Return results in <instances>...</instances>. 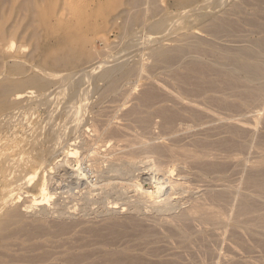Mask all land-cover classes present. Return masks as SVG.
Listing matches in <instances>:
<instances>
[{
    "label": "rangeland",
    "instance_id": "obj_1",
    "mask_svg": "<svg viewBox=\"0 0 264 264\" xmlns=\"http://www.w3.org/2000/svg\"><path fill=\"white\" fill-rule=\"evenodd\" d=\"M199 4L0 0V87L10 88L0 95V264H264V78L233 64L242 54L264 72V0ZM160 15L170 32L157 35ZM54 57L77 58V69L48 89L15 85L59 68ZM118 64L138 71L111 90L100 74ZM1 183L16 185L14 200ZM31 199L43 205L22 210ZM194 202L216 213L194 219ZM9 209L18 211L7 219Z\"/></svg>",
    "mask_w": 264,
    "mask_h": 264
},
{
    "label": "bare ground",
    "instance_id": "obj_2",
    "mask_svg": "<svg viewBox=\"0 0 264 264\" xmlns=\"http://www.w3.org/2000/svg\"><path fill=\"white\" fill-rule=\"evenodd\" d=\"M181 2H182V5H184L185 7H188V9L189 8H195V6H197V4H198V8H199V6L201 5V4H199V2L201 1V0H180ZM202 1H204V0H202ZM228 1V0H227ZM247 1V0H246ZM205 3V2H204ZM236 3V2H235ZM136 5V4H135ZM168 6V5H167ZM190 6V7H189ZM192 6V7H191ZM203 6V5H202ZM201 6V7H202ZM169 8V7H168ZM197 8V7H196ZM187 10V8L185 9V11ZM189 10H191V9H189ZM189 10H187L186 12L190 15V13H189ZM194 10V9H193ZM136 11V10H135ZM202 11V10H201ZM210 11H212V10H210ZM238 11V10H237ZM166 12V11H165ZM193 13V12H192ZM207 14H209V13H207ZM185 15H186V13H185ZM192 15V14H191ZM187 16V15H186ZM179 18V17H178ZM182 18V17H181ZM185 18V17H184ZM218 19V18H217ZM222 20V19H221ZM228 20V19H227ZM167 21V17L165 16V15H160L159 17H157L156 19H155V21L153 22V24L151 25V27H150V30H152L153 31V33L154 34H157V35H159V34H161L162 35V33L164 34V31L165 32H167V31H169V28H168V22H166ZM213 21V20H212ZM217 22V24H218V21H216ZM255 22V21H254ZM150 23V22H149ZM168 23V24H167ZM185 23V22H184ZM189 23V22H188ZM194 23V22H193ZM210 23V22H209ZM257 23V22H256ZM224 24V23H223ZM258 24V23H257ZM261 24V23H260ZM211 25V24H210ZM262 25V24H261ZM167 26V27H166ZM221 26H223V25H221ZM260 26V25H259ZM215 27H217V26H215ZM149 28V27H148ZM181 28V27H180ZM217 28H219V27H217ZM216 29V28H215ZM261 29V28H260ZM218 30V29H217ZM220 30V29H219ZM226 30V29H225ZM263 30H264V28H263ZM211 30H209V32H210ZM134 32V31H133ZM170 32V31H169ZM214 34V33H213ZM169 35V33L168 34H166V36H168ZM262 38H263V36H262ZM255 40V39H254ZM131 41V40H130ZM212 41V40H211ZM258 41H260V43L264 46V38L263 39H261V40H258ZM253 43V42H252ZM253 45V44H252ZM255 45H257V43L255 44ZM257 46H259L260 47V45L258 44ZM263 46H262V48H263ZM180 48L182 47V49H179L178 47H176V48H178L177 50L175 49V47H174V52H176L177 51V54H178V52L179 51H181V50H184L183 49V46H179ZM185 48V47H184ZM160 48H158V51H157V49L155 50L156 51V57H158V59L159 60H161V61H169L170 59H172L171 58V55L172 54H170V52H172L171 50L172 49H164V48H161L160 50H159ZM234 49V48H233ZM237 49V48H236ZM245 49V48H244ZM244 49H242L243 50V52H244ZM251 49V48H250ZM238 50H239V48H238ZM242 50H240V51H242ZM251 50H253V49H251ZM251 50H249V51H247L246 52V50H245V56L247 57V58H253V56L255 57V55H256V57H258L257 56V52L259 53V50H261L260 48L259 49H257L258 51H256V52H254V50L253 51H251ZM264 50V49H263ZM262 50V51H263ZM155 51H154V54H155ZM187 51V50H186ZM205 51V50H204ZM231 51V50H230ZM232 51H234V50H232ZM239 51V53L241 54L242 52H240ZM182 52V51H181ZM94 53H98V52H94ZM93 52H90V56H94V55H96V54H94ZM181 54V53H180ZM244 54V53H243ZM260 54V53H259ZM179 55V54H178ZM219 55V54H218ZM242 55V54H241ZM239 56V55H237V56H235L234 58H233V64L235 65V67L238 69H242L243 71H244V73H246L247 74V76H248V78H250V80H251V78H255V79H262V78H264V72H263V69L260 67V66H258V65H254V64H250L249 62H248V60L247 59H245L244 57H242V56ZM68 56V55H67ZM92 56V57H93ZM97 56V55H96ZM173 56H174V53H173ZM183 56V55H182ZM95 57V56H94ZM108 57V56H107ZM106 57V58H107ZM115 57H116V55H111L108 59H106L105 58V61L107 62H109V60L111 61H113V60H115ZM118 57V56H117ZM116 57V58H117ZM174 57H176V53H175V56ZM173 57V58H174ZM123 58V57H122ZM179 58V57H178ZM223 58V57H222ZM228 58V57H227ZM244 58V59H243ZM54 59H55V57H54ZM80 59V58H79ZM177 59V58H176ZM63 60H64V63L60 66V64H58L57 62H56V59H55V63L59 66V68H57L56 70H54V71H49V70H47V69H40V67H38V68H35L34 69V73L31 75V76H29V77H27V78H25V79H23V80H16V82H15V85L17 86V87H19V88H23V87H28V88H32L31 90H28V91H36V90H33V88L34 87H41V88H44V89H48V88H51V87H54V86H57L58 84H57V82H55V81H53V79H58L59 81H60V79L62 78V75H63V72L65 71V70H76L77 69V64L79 63L78 62V60H77V58H73V57H63ZM158 60V61H159ZM14 60H12V62H13ZM80 61V60H79ZM119 61H120V59H119ZM15 62V61H14ZM107 62V63H108ZM175 62H176V60H175ZM198 62V61H197ZM17 63V62H16ZM20 63V62H19ZM110 63V62H109ZM185 63V62H184ZM187 63V62H186ZM257 63V62H256ZM18 64V63H17ZM22 64V63H21ZM116 64V63H115ZM120 64V63H119ZM118 64V66H112L113 68H110L109 69V67L106 69V70H104V69H102L103 70V73H101L100 74V78H103V81H104V79H112V80H110V88L109 89H111L112 90V88L114 89V87H117L119 84H120V82H121V80L125 77L126 78V76H128V75H131V74H133V73H136L137 71H138V67H135V66H133V68H128L127 69V71H125L124 73H121L120 71L122 70V65H119ZM172 64V63H171ZM193 64V63H192ZM199 64H200V62H199ZM258 64V63H257ZM260 64V63H259ZM19 65V64H18ZM105 65H106V63H105ZM111 65V63L109 64V66ZM114 65V64H113ZM207 65V64H206ZM261 65V64H260ZM107 66V65H106ZM124 66V65H123ZM228 66V65H227ZM186 67H188V66H186ZM203 67V66H202ZM209 67H210V65H209ZM104 68H105V66H104ZM188 68H190V67H188ZM208 69V68H207ZM78 71H79V69H78ZM81 71H84L85 72V70L83 69V70H81ZM80 71V72H81ZM194 71V70H193ZM205 71V70H204ZM4 72V71H3ZM79 72V73H80ZM202 72V71H201ZM70 73V72H69ZM75 73V72H74ZM205 73H206V71H205ZM208 73V72H207ZM226 73V72H225ZM71 75H72V77H73V75H75V74H73L72 72L70 73ZM85 74V73H84ZM84 74H83V76H84ZM201 74V73H200ZM203 74V73H202ZM1 75V74H0ZM7 75V74H6ZM6 75H3L4 77L6 76ZM115 75H116V77H115ZM187 75V74H186ZM2 76V75H1ZM76 76V78L78 77V76H80V74H78L77 73V75H75ZM86 76H88V75H86ZM1 78V77H0ZM81 78H83V77H81ZM97 78H99V77H97ZM124 78V79H125ZM189 78V77H188ZM193 78V77H192ZM195 78V77H194ZM199 78V77H198ZM84 79H85V77H84ZM84 79H83V81H84ZM57 80V81H58ZM197 80V79H196ZM203 80V79H202ZM96 81V80H95ZM188 81H190V80H188ZM241 81V80H240ZM194 82V81H193ZM227 82V81H226ZM83 83V82H82ZM82 83H81V81H80V86L82 85ZM84 83H85V81H84ZM83 83V84H84ZM228 83V82H227ZM57 84V85H56ZM86 84H88V82L86 83ZM262 84H263V86H264V82H262ZM95 85V84H94ZM93 85V86H94ZM199 85V84H198ZM8 85L5 83V82H3L2 83V85H1V89H0V95H1V97H4L5 98V95L9 92V86L7 87ZM11 86V85H10ZM13 86V85H12ZM84 86V85H83ZM89 86H90V84H89ZM14 87V86H13ZM87 87H88V85H87ZM95 87V86H94ZM112 87V88H111ZM120 87V86H119ZM248 87V86H247ZM97 88V87H96ZM95 88V89H96ZM99 88V87H98ZM201 88V87H200ZM91 89V88H90ZM106 89V88H105ZM104 89V90H105ZM202 90H203V88H201ZM258 89H260V88H258ZM94 90V89H93ZM107 90V89H106ZM206 90V89H205ZM97 91V90H96ZM108 91V90H107ZM106 91V92H107ZM201 91V90H200ZM249 92V91H248ZM202 93H203V91H202ZM251 93V92H250ZM19 94V93H18ZM17 94V95H18ZM264 94V93H263ZM108 95V94H107ZM253 95V94H252ZM149 96H152V95H149ZM258 96V95H257ZM20 96H17V98L18 99H20L19 98ZM153 97H155V96H153ZM262 97V96H261ZM150 98V97H149ZM149 98H148V95H147V99L149 100ZM253 98V97H252ZM146 99V100H147ZM154 99V98H153ZM152 99H150V101H151ZM255 100V99H254ZM149 101V102H150ZM252 101H253V99H252ZM148 102V101H147ZM146 102V103H147ZM148 102V103H149ZM16 103V102H15ZM17 104V103H16ZM2 105V104H1ZM15 105V104H14ZM3 107V106H2ZM4 108V107H3ZM54 108H55V106H54ZM57 108V107H56ZM11 109H12V107H11ZM0 110H2V108H0ZM10 110V109H9ZM13 110V109H12ZM2 111H4V110H2ZM1 111V112H2ZM7 113L9 112L8 110L6 111ZM12 112V111H11ZM10 112V113H11ZM15 113V112H14ZM6 114V113H5ZM53 114V113H52ZM56 114V113H55ZM2 115H4V114H2ZM1 115V116H2ZM15 114H13V116H14ZM49 116L51 115V114H48ZM5 116V115H4ZM4 116H3V118H4ZM7 116H9V115H7ZM11 116V115H10ZM9 116V118L8 119H11V117ZM51 117V116H50ZM171 117V119L170 118H168V123L170 124V126L172 125V128H173V126H174V121H176V119H175V117L173 116H170ZM177 117V116H176ZM7 117L5 116V119H6ZM49 118V117H48ZM5 119H3V122L5 121ZM12 119H13V117H12ZM11 119V120H12ZM51 120V119H50ZM57 120V119H56ZM2 121V120H1ZM8 122L10 121V120H7ZM6 121V122H7ZM47 121V120H46ZM58 121V120H57ZM2 122V123H3ZM49 122V121H48ZM47 122V123H48ZM46 123V122H45ZM45 123H43V124H45ZM59 123V122H58ZM4 124V123H3ZM6 124V123H5ZM50 124V123H49ZM60 124V123H59ZM180 124V123H179ZM25 125V124H24ZM58 125V124H57ZM30 126V125H29ZM59 126V125H58ZM102 126V125H101ZM170 126L168 125V126H166V127H168V129H170ZM179 126V125H178ZM43 127H44V125H43ZM52 127V126H51ZM182 127V126H181ZM47 128V127H46ZM37 129H38V127H37ZM49 129V128H48ZM64 129V128H63ZM179 129V128H178ZM32 130V129H31ZM36 130V129H35ZM40 130V129H39ZM54 130H55V128H54ZM57 130V129H56ZM26 131V130H25ZM44 131V130H43ZM46 131H48V130H46ZM176 131V130H175ZM24 132V131H23ZM42 132V131H41ZM55 132V131H54ZM27 133V132H26ZM31 133H33V132H31ZM47 133V132H46ZM50 133L51 134H49V135H51L52 136V130H50ZM62 133V132H61ZM30 134V133H29ZM28 134V135H29ZM31 135V134H30ZM34 135V134H33ZM36 135V134H35ZM35 135H34V137H35ZM46 135V134H45ZM48 135V136H49ZM57 135H58V133H57ZM40 136H42V135H40ZM32 137V136H31ZM34 137H33V139H34ZM37 137V136H36ZM54 137H55V135H54ZM54 137L52 138L53 140H54V142H55V139H54ZM58 137V136H57ZM61 137V136H60ZM86 137V136H85ZM29 138H30V136H29ZM51 138V137H50ZM87 138V137H86ZM38 139V138H37ZM95 139V138H94ZM36 140V139H35ZM46 140V139H45ZM57 140V139H56ZM58 140H60V139H58ZM111 140V139H110ZM28 141V140H27ZM33 141V140H32ZM29 142V143H32L31 145H33L34 143L33 142ZM36 141H38V140H36ZM118 141V140H117ZM35 142V141H34ZM60 142V141H59ZM89 143H90V141H88ZM87 142V143H88ZM93 142V141H92ZM123 142V141H122ZM56 143V142H55ZM55 143H53V144H55ZM88 143V144H89ZM131 144V143H130ZM109 145H111V144H109ZM134 145V144H133ZM53 146V145H52ZM35 147V146H34ZM34 147H33V150H34ZM54 147V146H53ZM56 147V146H55ZM54 147V148H55ZM112 147V146H111ZM56 148H58V146L56 147ZM161 148V147H160ZM178 148V147H177ZM60 149V148H59ZM112 149V148H111ZM110 149V150H111ZM117 149V148H116ZM163 150V149H162ZM167 150V149H166ZM170 151L172 150V149H169ZM180 150V149H179ZM183 150H185L184 152L186 153L188 150L187 149H183ZM182 149H181V153H182V151H183ZM55 151V150H54ZM66 151V150H65ZM76 151V150H75ZM159 151V150H158ZM173 151V150H172ZM175 151V150H174ZM38 152V151H37ZM56 152V151H55ZM68 152V151H67ZM69 152H71V149H70V151ZM184 152L182 153V155L184 154ZM51 153H52V151H51ZM60 153V152H59ZM66 153V152H65ZM78 153V152H77ZM77 153H70V155H75V154H77ZM170 153V152H169ZM180 153V152H179ZM189 154H190V152H188ZM188 153H186V154H188ZM59 155V154H58ZM69 155V154H68ZM91 155V154H90ZM98 155H100V154H98ZM117 155V154H116ZM124 155V154H123ZM5 156V155H4ZM7 156V155H6ZM21 156V155H20ZM102 156V155H101ZM121 155H119V157H120ZM166 156H167V154H166ZM187 156V155H186ZM186 156H185V158L184 159H186ZM68 157V156H67ZM71 157V156H70ZM93 157V156H92ZM191 158V156L189 155L187 158ZM40 159H41V157H39ZM115 158V157H114ZM6 159V158H5ZM21 159V158H20ZM42 159H44L43 157H42ZM46 159V158H45ZM66 159V158H65ZM94 159V158H93ZM102 159V158H101ZM118 159V158H117ZM9 160V159H8ZM103 161L105 160V157H104V159H102ZM119 160V159H118ZM117 160V161H118ZM186 161V160H185ZM12 162H14V160L12 161ZM16 162H17V160H16ZM15 162V163H16ZM42 162H44V161H42ZM47 162V161H46ZM119 162V161H118ZM34 163V162H33ZM111 162H109V164H110ZM121 163V162H120ZM17 164H18V162H17ZM21 164V163H20ZM38 164V163H37ZM96 164V166L98 165L97 163H95ZM99 164H101V161L99 162ZM118 164V163H117ZM22 165V164H21ZM111 166L110 167H112L114 164H110ZM119 165V164H118ZM182 165V164H181ZM100 166V165H99ZM104 166V165H103ZM115 166H117V165H114L113 167H115ZM98 167V166H97ZM118 167V166H117ZM57 169V168H56ZM111 169V168H110ZM117 169V168H116ZM115 169V170H116ZM166 169V168H165ZM23 170V169H22ZM112 170V169H111ZM119 170V169H118ZM1 171V170H0ZM3 171L5 172V169L4 170H2V173L0 174V177H1V175H3ZM173 171V170H172ZM22 172V171H21ZM28 172V171H27ZM82 172H84V171H82ZM169 172V171H168ZM171 172V171H170ZM72 173V172H71ZM76 173V172H75ZM5 174H6V172H5ZM26 174V173H25ZM29 174V173H28ZM169 174V173H168ZM71 175V174H70ZM4 176V175H3ZM2 176V177H3ZM32 175L30 174V176L29 177H31ZM74 176V175H73ZM6 177V176H5ZM23 177L25 178V176L23 175ZM28 177V178H29ZM4 178V177H3ZM3 178L1 179L2 181L1 182H3L4 183V181H3ZM18 178V177H17ZM21 178V177H20ZM27 178V179H28ZM32 178H33V176H32ZM169 179H171L170 177H169ZM21 180V179H20ZM29 181H30V178L28 179ZM175 183H174V182ZM172 182V184L174 185V184H176V186H177V180H173ZM182 180H180L179 181V184H180V182H181ZM18 182V181H17ZM119 182V181H118ZM171 182V181H170ZM45 183V182H44ZM184 183H186V181L184 182ZM2 184V183H1ZM6 184V183H5ZM4 184V185H5ZM110 184H111V182H110ZM110 184H108V185H110ZM188 185H184L183 184V182L181 183V185H183L182 186V188L183 187H185L184 188V190L183 191H185L187 188H189V189H187V190H189L190 191V184L189 183H187ZM208 184V183H207ZM211 184V183H210ZM3 185V184H2ZM3 185V187L5 188V186ZM8 185H9V183H8ZM7 185V186H8ZM21 185V184H20ZM42 185V184H41ZM115 185V184H114ZM6 186V187H7ZM13 186H14V184H13ZM13 186H8L7 187V189H5V191H4V195L6 196H4L6 199L8 198V201H9V198L12 196V194L14 193V188L16 187V185H15V187H13ZM18 186V185H17ZM47 186V185H46ZM175 186V185H174ZM180 186V185H179ZM198 186V185H197ZM201 187V186H200ZM4 188L2 189V190H4ZM76 188V187H75ZM178 188H180V187H178ZM47 189V188H46ZM108 189V188H107ZM48 190V189H47ZM46 190V191H47ZM111 190V189H110ZM125 190V189H124ZM42 191V193H44V191H45V188L44 189H42L41 190ZM111 192V191H110ZM109 192V193H110ZM125 192V191H124ZM188 192V191H187ZM186 192V193H187ZM50 193V192H49ZM185 193V192H184ZM3 194V193H2ZM125 194V193H124ZM188 194V193H187ZM29 195V194H28ZM65 195V194H64ZM3 196V195H2ZM1 196V197H2ZM33 195H31V197H32ZM198 196V195H197ZM220 196H222V195H220ZM4 197H2V199L4 198ZM120 197V196H119ZM123 197V196H122ZM12 198V197H11ZM40 198V197H39ZM42 198V197H41ZM1 199V198H0ZM13 199V198H12ZM174 199V198H173ZM196 199V198H195ZM203 199V198H202ZM5 199H3V201H4ZM14 200V199H13ZM42 200H43V198H42ZM42 200H40V201H42ZM115 200V199H114ZM2 201V202H3ZM7 201V200H6ZM38 201V203H36ZM37 201L36 202H34V201H32V199L30 200V203L29 204H25V208L24 207H22V210H24V211H26V212H32V211H30L31 209L33 210V208H35V206H39V205H43V201L42 202H40L38 199H37ZM169 201V200H168ZM171 201V200H170ZM201 201V200H200ZM14 202V201H13ZM27 202V201H26ZM120 202V201H119ZM175 202V201H174ZM1 203V202H0ZM6 203V202H5ZM171 203V202H170ZM108 204V203H107ZM109 204H111V206H110V208H113V209H115V208H120L119 207V205H118V203L117 202H114V201H110L109 202ZM1 205V204H0ZM5 205V204H4ZM4 205H3V208H4ZM166 205H167V203H166ZM165 205V206H166ZM168 205H170L169 203H168ZM1 207V206H0ZM133 207V206H132ZM204 207V206H203ZM202 207V205L200 204V202L198 203V202H194V204L193 205H191V207L188 209V215L189 216H191V217H193L194 219L195 218H197V220H198V218L199 219H201L202 217H205L206 215H208V214H211V210L210 209H208V210H210L211 212L209 213L208 211H206V209L205 208H203ZM207 207H209V206H207ZM211 207V206H210ZM37 208V207H36ZM40 208V207H39ZM45 208V207H44ZM166 208V207H165ZM17 209H19V210H21V208H18V206H17ZM16 209V210H17ZM41 209H42V206H41ZM212 209V208H211ZM15 210V211H16ZM164 210V209H163ZM1 211H2V209H1ZM15 211H14V209H13V211L12 210H10L9 209V212L7 211L6 213V218L8 219V218H11L12 216H16V213H15ZM18 211V210H17ZM24 211H20V212H24ZM40 211V210H39ZM46 211V210H45ZM112 211V210H111ZM114 211V210H113ZM119 211V210H118ZM20 212H19V214H20ZM117 212V211H116ZM208 212V213H207ZM216 213V211H214L213 210V212L212 213ZM18 213V212H17ZM22 213H21V215H22ZM42 213V212H41ZM15 214V215H14ZM19 214H17V216L19 215ZM186 214V213H185ZM206 214V215H205ZM21 215H19L20 217H21ZM24 215V214H23ZM23 215H22V217H23ZM215 216H214V218H217V220H221V219H219V218H221L220 216H219V214H214ZM13 221H15V220H13ZM130 221V220H129ZM201 221L203 222V219H201ZM177 222V221H176ZM14 223V222H13ZM12 223V224H13ZM197 223V222H196ZM206 223V222H205ZM204 223V224H205ZM5 224V223H4ZM4 224H2L3 226H6V225H4ZM10 223H8V225H9ZM203 224V225H204ZM8 225H7V227H8ZM206 225V224H205ZM3 228V227H2ZM2 228H0V229H2ZM6 229V228H5ZM0 235H1V237L3 238V235L0 233ZM1 237H0V239H1ZM2 240V239H1ZM43 254V253H42ZM21 255V254H20ZM37 255V254H36ZM29 256V255H28ZM27 255H26V257L27 258H29ZM47 256V255H46ZM45 256V257H46ZM14 257V256H13ZM25 257V256H24ZM36 257H39V255H37ZM16 258V257H15ZM33 258V257H32ZM42 258V257H41ZM18 259V258H17ZM16 259V260H17ZM43 259H45V258H43ZM22 260H24V259H22ZM33 260V259H32ZM42 260V259H41ZM47 260V259H46ZM46 260H44V261H46ZM18 261V260H17ZM39 261V260H38Z\"/></svg>",
    "mask_w": 264,
    "mask_h": 264
}]
</instances>
